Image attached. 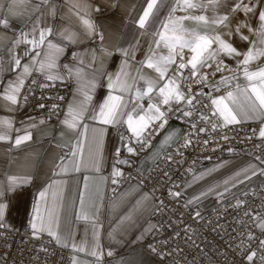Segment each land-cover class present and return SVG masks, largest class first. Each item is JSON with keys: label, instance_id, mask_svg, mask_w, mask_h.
Here are the masks:
<instances>
[{"label": "crops", "instance_id": "obj_1", "mask_svg": "<svg viewBox=\"0 0 264 264\" xmlns=\"http://www.w3.org/2000/svg\"><path fill=\"white\" fill-rule=\"evenodd\" d=\"M204 2L207 3V0ZM235 2L236 0H224V4L215 12L195 10L191 14H203L210 19L217 15H229L228 27H209L207 31L210 35L220 34L238 51L246 52L250 45L248 41L240 38L241 34L248 36L249 40L256 39V36L247 28L242 29L241 33H236L235 26L239 20H244L256 28L259 24L258 11L247 16L242 11L232 13L230 10ZM39 3L40 0H0V20L6 19L9 25L8 27L0 26V68L3 69L0 71V94H3L8 82L14 80L17 75V72L11 70L10 50L22 57V64L29 62L30 57L25 55L26 46L22 44L13 49V43L22 33L31 32L37 16L40 15V12L36 10ZM54 3L56 17L54 21L50 18V22L57 26L71 27L73 31L80 34L81 39L73 44L68 41H56L53 38L54 42L64 48V52L57 60L58 67L53 72H58L64 78L69 77L63 66L73 65L75 61L72 56L69 61H62L67 47L74 46L73 52L81 54L94 49L95 61L91 60L90 55L87 57L92 66L86 71L95 74L97 87L90 93L92 99L87 104L84 119L80 120L74 128H69L62 123L68 105L82 99L76 94L77 84L74 79L70 96L57 124L28 114L24 107L17 103L11 104L0 95V119L11 122V128L3 129L7 132L9 139L0 141V184H3L6 189L10 176L24 180L15 191H5L0 197V203L6 205L0 226L13 231L27 228L31 234H42L47 240H52L57 244L47 232L34 233L31 228L34 204L39 201L43 211L52 205L53 193H56L59 219L54 222L53 227L58 234L67 237L62 244L57 245L70 250L68 264H73L74 260L77 264H161L158 258L143 251L139 246L148 227L146 219L154 209L152 196L141 188L137 180L121 183L118 188H115L112 182L113 170L120 171L122 166L127 164L139 172L146 171L159 153L178 137L180 125L174 120L167 121L165 127L149 144V148L137 155L135 152L127 151V140L134 144L137 139L128 130L127 124H101L98 120L91 118L93 109L98 113L99 105L109 93L107 74L117 73L122 61L126 59L120 49H128L139 42L135 51V60L128 61L136 67H140L137 62L144 60L149 53V44L153 37L150 32L141 35L143 30L139 29L135 23V20L142 14V7L146 6L144 0H54ZM242 3L256 5L258 10L264 8V0H242ZM97 8L99 11L95 10ZM161 12L160 18L163 20L167 17L168 11L162 9ZM77 13L88 14L95 23L97 31L103 33V41L99 36L84 35ZM175 15L181 16L185 13L177 11ZM185 26L194 27L195 25L191 21H186ZM230 32L231 35H228ZM152 47L155 48V45L152 44ZM101 48L107 49L110 54H105ZM189 56L188 52L183 62L186 63ZM261 58L256 60L258 62L256 66L250 65L251 70L264 67V60ZM221 59L224 63L233 66L242 57L229 58L222 55ZM144 71L153 77L156 76V73L150 69L145 68ZM175 71L176 67L169 70L168 76L174 75ZM183 73L188 76L190 70L186 68ZM32 75L45 76L40 73ZM226 76L227 74L224 75ZM235 79L241 80L239 83L241 87L246 84L242 71L236 75ZM184 81L181 84L183 92ZM165 82L166 80L160 81L158 88L151 94L152 97L157 95L159 87H163ZM135 87L143 88V82ZM226 91L217 96L223 95ZM149 102V98L145 97L135 103L142 104L147 109ZM253 121H261V127H264V117L260 116L246 118L241 122ZM85 125H87L86 129ZM93 129L97 131L94 133ZM101 129H103L102 135L99 131ZM124 131L131 133V137L126 138ZM26 132L31 134V138L23 141L19 146L15 145L16 137H23ZM117 149L123 154L119 158H114L118 153ZM123 161H128V163H123ZM250 165L255 166V175L251 170L245 175L244 170L249 169ZM77 166H79V171L76 170ZM259 169L257 160L248 156L226 155L210 159V162L198 168L192 174L191 179L185 183L184 201L187 205L196 206L209 196L214 199L238 191L258 176ZM45 189H47L45 197L41 199L39 194ZM211 190L212 192L208 193ZM204 193L207 195H203ZM82 195L83 204L81 203ZM144 197L147 199H143ZM137 201H142V204L138 206ZM206 202L208 201H204L203 204ZM96 209H99V212H96ZM85 211L89 213L90 218L88 220L78 219V215ZM130 213L132 219L123 220ZM73 244L78 247L86 246V251H75ZM93 250L96 251V256L90 254ZM109 252L112 255H108Z\"/></svg>", "mask_w": 264, "mask_h": 264}, {"label": "snow or ice", "instance_id": "obj_2", "mask_svg": "<svg viewBox=\"0 0 264 264\" xmlns=\"http://www.w3.org/2000/svg\"><path fill=\"white\" fill-rule=\"evenodd\" d=\"M144 3L146 6L142 7V14L135 20V23L139 29L143 30L141 35L150 32L153 37L149 44V53L144 60L137 62L140 67H136L133 64H129L128 61L135 60V51L139 42L128 49H120L126 59L122 61L120 70L117 73L114 75L111 73L107 74L109 93L104 98L103 103L99 105V112L97 113L93 109L91 114L93 120H98L101 124H127L128 130L137 138L136 143L143 146L144 139L142 137L144 132L152 127L156 121H161L159 128L163 129L174 104L179 105L181 101H186L187 106L195 110V104L199 101L191 96V90L187 94L181 90L183 80L196 76L201 69L205 67L211 68L213 65L216 66L215 71H231V68L225 65L223 59H221L222 55L229 58L242 57V59L237 60V69L242 71L246 84L241 87L237 83L234 89L227 90L223 95L216 97H213L211 92L206 94L203 91L199 92L197 96L206 95L211 100V105L214 109L213 115L218 114L222 117L224 125L237 124L246 118L264 117V67L256 70L250 69V65L254 61L264 56V8L258 10L256 5L243 4L242 0H236L231 7L230 11L232 13L242 11L245 16L250 13L255 14L258 11L259 24L256 28H253L251 24L244 20H239L236 23V33H241L242 29L247 28L250 33L256 36V39L249 40L248 36L241 34L240 38L248 41L250 46L246 52H240L233 47L232 43L225 41L220 34L210 35L207 31L209 27H228L229 15H217L210 19L203 14H191L195 10H211L215 12L224 4V0H207V3L204 0H144ZM42 8L43 11H41ZM162 9H167L168 11L167 17L163 20L160 18ZM36 10L40 12V15L37 16L31 32L22 33L13 43V49L18 48L22 44L26 46L25 55L30 57L29 62L22 64V57L15 55L12 50L9 53L12 65L11 70L17 72V75L14 80L8 82L3 94L0 95H2L3 99L11 102V104L17 103V97L21 93L26 78L33 73L43 74L48 80L53 81L64 79L58 72H53L58 67L57 60L64 52V48L54 42L53 38L56 41H68L73 44L78 43L81 39L80 34L73 31L71 27L57 26L50 22V18L54 21L56 17L54 0H40ZM95 10L99 11V8ZM177 11L184 12L185 15L176 16L175 13ZM77 18L80 21V27L84 35L89 37L99 36L100 40L103 41V33L97 31L95 23L87 13L84 15L77 13ZM186 21L193 22L195 26L186 27ZM157 24H159V27H157ZM0 26L8 27V21L6 19L0 20ZM228 35H231V32ZM152 44L155 45V48L152 47ZM185 49L190 53L186 63L183 62L185 60ZM164 50H166V54H164ZM101 51L105 54H110L107 49L101 48ZM89 55L94 62L96 57L94 49L88 50L83 54L73 52L72 58L75 64L63 66L67 70L68 76L76 81V94L82 97V99L68 105V110L62 123L69 128L76 127L79 121L84 119L87 104L92 99L90 93L97 87L95 74L86 71L87 68L92 66L87 60ZM177 58L181 61L178 64ZM174 65L176 67L174 75L168 76L169 70ZM145 68L155 72L156 76L153 77L146 73L144 71ZM186 68L190 70L189 76H185L183 73ZM0 71H3V69L0 68ZM210 74L215 75V72ZM234 78L222 76L216 85H213V90L219 92L221 86L229 84L230 79ZM165 80L163 87H159L157 95L152 97L151 94L158 88L160 81ZM140 82H143L144 87H135ZM198 83L207 86V76L201 77ZM145 97L150 100L147 109L142 104L135 103ZM162 106H166L167 110H162ZM40 107L43 108L44 105H40ZM191 115L192 112L183 111L184 117ZM201 119H207V117L202 116ZM215 126L213 125L214 128ZM5 127L11 128V122L6 119H0V141L9 139L7 132L3 130ZM84 127L86 129L87 125ZM158 130L156 129V131ZM96 131V129H93L94 133ZM99 131L102 135L103 129ZM200 131H204V129L201 128ZM259 136L264 138V127L260 128ZM30 138L31 134L27 132L23 137L17 136L15 145L19 146L23 141ZM121 139L123 140V137ZM127 151L134 153L135 148L129 146ZM117 152L119 153V149H117ZM117 162L119 163L120 161ZM123 163H128V161H123ZM76 170L79 171V166H77ZM249 170L252 171L253 175L256 174L255 166L250 165L249 169H245V175H247ZM122 175L123 173L119 170H113V177ZM23 182V178L8 177L6 189L3 184H0V197L4 195L5 191H15ZM112 182L115 184L117 180L114 178ZM46 191L47 189L40 192L39 196L41 199L45 197ZM176 195H179V193H176ZM203 195H207V193ZM57 198V194L53 193L52 205L46 207L43 211L39 201L34 204L31 228L34 233L47 232L55 239L57 244H62L67 237L58 234L53 227L54 222L59 219L56 205ZM143 199H147V197ZM81 203L83 204V195L81 196ZM141 204L142 201H137L138 206ZM5 207V204L0 203V221L3 220ZM95 211L99 212V209ZM133 211H136V209H133ZM77 218L88 220L90 215L85 211L78 215ZM131 219V213L123 218V220L128 221ZM260 227L264 230V224H261ZM261 244L264 245V241H261ZM73 249L85 252L86 246L78 247L73 244ZM90 254L92 256L97 255L95 250L91 251ZM108 255H112V253L109 252ZM253 256H255L254 252L248 255L247 259L252 261ZM73 264H77V262L74 260Z\"/></svg>", "mask_w": 264, "mask_h": 264}, {"label": "built area", "instance_id": "obj_3", "mask_svg": "<svg viewBox=\"0 0 264 264\" xmlns=\"http://www.w3.org/2000/svg\"><path fill=\"white\" fill-rule=\"evenodd\" d=\"M73 51L74 46L67 47L62 61H69ZM187 54L185 50V59ZM261 59L264 60V56ZM180 62L177 58V63ZM224 64L231 71H215L213 65L184 81V92L187 94L191 90V96L199 102L195 110L189 108L186 101L172 107L167 121L179 123L178 137L159 153L150 167L139 172L125 164L120 170L123 175L114 177L117 180L115 188L137 180L152 196L154 209L146 219L148 227L139 246L158 258L161 264H264V245L261 244L264 230L260 227L264 224V138L258 133L262 122L224 125L218 114L213 115L211 100L206 95L197 96L203 91L215 97L241 82L230 79L219 92L213 90L222 76L227 74L226 77L233 78L240 72L237 63ZM257 64V61L252 63L253 66ZM174 68L175 65L170 70ZM212 72L215 75H211ZM204 76H207V86L198 83ZM72 85L70 77L53 81L45 76L31 75L25 80L17 104L28 114L57 124ZM162 110L167 109L162 106ZM183 111H190L192 115L184 117ZM202 116L207 119H201ZM160 123L156 121L144 132L143 146L127 140L126 147L135 148L137 155L145 152L160 133ZM201 128L204 131H200ZM123 133L126 138L131 137L128 131ZM122 154L119 151L114 158ZM226 155L256 159L260 166L258 176L240 190L215 197L209 204L187 205L183 189L192 174L210 159ZM253 252L255 256L249 261L247 256ZM70 255L67 247L47 240L42 234H31L27 228L13 231L0 226V264H68Z\"/></svg>", "mask_w": 264, "mask_h": 264}, {"label": "rangeland", "instance_id": "obj_4", "mask_svg": "<svg viewBox=\"0 0 264 264\" xmlns=\"http://www.w3.org/2000/svg\"><path fill=\"white\" fill-rule=\"evenodd\" d=\"M220 184V183H219ZM230 190H232V189H230ZM212 192V190L211 191H209L208 193H211ZM209 195V194H208ZM212 195V194H211ZM209 197H211V196H209ZM209 197H207V199L205 200V199H203V200H201L202 202L201 203H203L204 201H208V202H206L205 204H209L210 202H211V200H212V197L211 198H209Z\"/></svg>", "mask_w": 264, "mask_h": 264}]
</instances>
